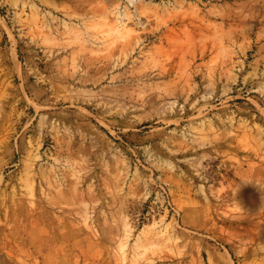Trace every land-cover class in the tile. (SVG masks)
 Masks as SVG:
<instances>
[{"label":"rangeland","instance_id":"1","mask_svg":"<svg viewBox=\"0 0 264 264\" xmlns=\"http://www.w3.org/2000/svg\"><path fill=\"white\" fill-rule=\"evenodd\" d=\"M5 244L264 264V0H0Z\"/></svg>","mask_w":264,"mask_h":264},{"label":"bare ground","instance_id":"2","mask_svg":"<svg viewBox=\"0 0 264 264\" xmlns=\"http://www.w3.org/2000/svg\"><path fill=\"white\" fill-rule=\"evenodd\" d=\"M6 238H7V236H6ZM8 242V241H7ZM10 243V242H9ZM3 244V243H2ZM2 246V245H1ZM10 246H11V244H10ZM3 248H0V260H2V259H7V258H9L10 259V257L12 256V254H11V252L9 251V249H7V245L5 244L4 246H2Z\"/></svg>","mask_w":264,"mask_h":264}]
</instances>
